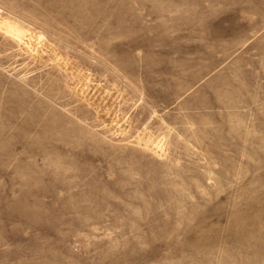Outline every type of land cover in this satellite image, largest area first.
I'll return each mask as SVG.
<instances>
[{"label":"rangeland","instance_id":"obj_1","mask_svg":"<svg viewBox=\"0 0 264 264\" xmlns=\"http://www.w3.org/2000/svg\"><path fill=\"white\" fill-rule=\"evenodd\" d=\"M0 264H264V0H0Z\"/></svg>","mask_w":264,"mask_h":264}]
</instances>
